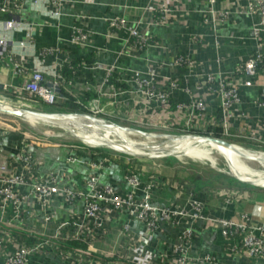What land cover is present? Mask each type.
Returning <instances> with one entry per match:
<instances>
[{"label": "crops", "instance_id": "obj_1", "mask_svg": "<svg viewBox=\"0 0 264 264\" xmlns=\"http://www.w3.org/2000/svg\"><path fill=\"white\" fill-rule=\"evenodd\" d=\"M21 3L20 14L14 9L2 18L19 16L35 27L29 50L36 55L40 50L59 47L73 58L87 57L86 80L71 82L68 91L76 96L82 90L92 93L99 100V107L112 117L131 122H150L160 125L172 134L181 135L182 129L217 130L221 136L233 142L253 145L264 149V110L259 106L261 88L264 86L262 66L250 86H244L246 77L236 73V68L253 52L264 59V32L258 35L254 28L260 18L247 9L254 0H71L61 4V15L53 18L34 10L30 0H12ZM166 8V11H162ZM226 12L223 17L220 13ZM16 17V16H15ZM124 19L125 28L113 30L111 19ZM136 27L147 39L146 46L139 48L125 44L129 28ZM74 29L86 34V39L76 46L69 44ZM16 39L24 38L23 32L15 33ZM189 60L179 64L178 57ZM44 63L52 71L62 72L64 58ZM30 66L31 64L28 63ZM63 65V66H62ZM113 69L111 81L105 82L108 69ZM207 74L220 76L240 89L241 101L223 112L218 94L205 87ZM137 79H146L149 86L166 95V101L154 102L147 94L146 86L140 87ZM8 64H0V83L20 85ZM172 83L176 84L175 87ZM10 93L0 89V102L11 101ZM200 105V107H198ZM0 120L4 130L0 138V162L12 155L14 144L21 137ZM38 163L36 174L62 171L61 186L71 185L85 192V179L90 169L84 160L89 156L77 153L71 162L68 145L49 141L30 140L28 146ZM158 161H122L110 156L99 171L100 184L111 183L119 195L133 193L159 207L190 210L193 199L200 201L203 220L191 222L179 217L177 224L164 223L154 236L146 233L141 221L120 212L104 217L110 221L107 234L91 242L89 249L102 253L119 252L123 259L135 255L145 257L148 264H170L171 259L162 254L178 243L180 231L193 226L196 237L188 253L191 257L204 253L213 254L221 264H264L261 257L249 256L231 239L220 235L217 219L242 221L249 218L253 224L264 226V187H227L203 184L188 177L183 169ZM138 173L140 185L133 189L125 182L129 170ZM148 186L147 194L142 191ZM55 216L78 215L83 207L81 199L66 207L56 197L52 202ZM38 224V217L30 219ZM127 223L128 231L123 230ZM53 231L50 226L48 233ZM43 264H60L57 260Z\"/></svg>", "mask_w": 264, "mask_h": 264}, {"label": "built area", "instance_id": "obj_2", "mask_svg": "<svg viewBox=\"0 0 264 264\" xmlns=\"http://www.w3.org/2000/svg\"><path fill=\"white\" fill-rule=\"evenodd\" d=\"M65 1L71 0H30L34 10L53 18L60 17L61 4ZM205 1L213 4L216 0ZM20 7V2L0 0V15L9 13L10 9L20 14ZM247 9L256 12L260 18L254 33L258 35L264 32V0L248 3ZM166 10L164 8L162 11ZM19 14L8 18L0 16V64L10 65L13 74L21 80L20 85H3L2 89L10 93L11 101L20 104L42 103L54 106L63 103L66 97L60 93V88L72 95L67 90L72 80L65 78L62 72L52 71L51 66L44 62H52L61 57L69 63L73 60V56L59 47L40 50L37 55L30 51L29 46L36 28L26 18L22 19ZM220 14L223 17L227 16L226 12ZM110 26L113 30L120 31L126 24L124 19L114 18L110 20ZM17 32H23L24 38L16 39L14 35ZM85 39L86 34L82 30L74 29L69 44L76 46ZM124 43L142 48L146 46L147 39L136 27H132L128 29ZM28 63L31 65L29 66ZM178 63L188 64L189 60L179 56ZM262 66L264 59L258 51H255L237 66L236 73L246 77L244 86H250ZM81 67L80 76L85 79L86 66L83 63ZM112 72L113 69H108L105 82L111 81ZM137 83L140 87H148L147 94L154 102L166 101V95L150 87L146 79H137ZM172 86L175 87L176 84L172 83ZM205 87L219 95L223 112L241 101L239 87L220 76L207 74ZM0 103L11 108L21 107ZM258 104L264 110V86L261 88ZM84 107L88 113L110 116L99 107L97 97L95 99L91 97ZM135 123L144 127L163 129L160 125L150 122ZM190 129L183 128L181 135L201 136L190 133ZM3 133L4 130L0 129V138ZM209 136L213 137L211 132ZM30 137L27 134L21 135L17 144H14L12 155L6 156V162H0V264H43L52 260H57L60 264H148L145 257L142 258L138 254L134 258L123 259L119 252L102 253L89 249L92 241L108 232L110 221L104 217L106 210L110 211V216H118L123 212L124 215L141 221L149 236H154L155 230L164 223L177 224L176 219L179 217L190 218L191 222L205 218L202 205L196 199L190 203V210H173L159 207L146 199L136 197L131 192L124 196L119 195L111 183L100 184L99 171L107 158L98 156V153L92 149L72 147L68 158L71 162L77 160L76 152L89 156L83 162L90 169L85 179L87 191H78L71 185L61 186V170L38 176L36 157L28 148ZM221 138L223 139L222 136ZM138 178L137 171L132 169L125 174V182L133 189H137L140 185ZM142 191L147 194L148 186ZM56 197L62 199L66 207L73 201L81 199L83 202L81 212L78 215L70 214L57 218L52 207ZM36 216L39 219L38 224L30 221ZM216 223L220 235L231 239L234 245L237 244V239H240V246L249 256L258 258L264 255V226L253 224L246 217L238 222L220 218ZM50 226L53 227V231L48 233ZM128 229L125 223L123 230L126 232ZM195 237L196 232L192 225L181 230L178 243L162 255L171 259L170 264H221L211 253L193 257L189 255L188 251L192 248Z\"/></svg>", "mask_w": 264, "mask_h": 264}, {"label": "rangeland", "instance_id": "obj_3", "mask_svg": "<svg viewBox=\"0 0 264 264\" xmlns=\"http://www.w3.org/2000/svg\"><path fill=\"white\" fill-rule=\"evenodd\" d=\"M13 99V98H12ZM14 106L20 105V108H25L32 111H45L46 112H64V111H57V107L55 106H47L42 103H26V104H20V103H12ZM18 107V106H17ZM44 109V110H43ZM51 110V111H50ZM69 113H75V112H69ZM78 113V112H76ZM86 114L94 115L95 117H98L100 119H103L107 123H114L116 125L125 127L129 130L124 129H116L113 131H116L118 133V136L115 134H108L107 132H104L105 128L103 126L99 127H86L82 125L77 124H71L69 121H64L62 123L58 122H48V121H37L35 123H30L24 118H19L15 115L5 114L0 112V120H5L7 127L12 130H14L16 133H19L20 135L27 134L30 135V140L33 141H49L54 143H63L65 145L71 146L76 149H99L101 152H104L110 156H116L118 159L125 161L129 159H134L138 161H158L160 163L163 162L167 163L165 164L170 166H175L180 169H183V171L186 172L188 177L198 174L203 175L202 177L207 178L208 175L211 172L216 173H225L230 175V177L234 178L237 182H242L240 179H238L235 175L241 176L244 179H247L248 181H253L255 183H246L249 184L251 187H264V167L258 164L257 162L250 160H243L244 167L246 169L244 172L241 173H231V169H233L237 161L235 160H227L226 157H237L239 155H246L249 157L246 153H252L254 155L261 156L264 154V149L260 147H256L253 145L243 144L242 142L237 143L233 142L230 139L223 138L224 140L234 144L236 146L237 151H230L227 149L219 148L218 146H214L213 144H206V143H199L198 141V147L200 149L199 152H209L210 157L208 156V160H204L200 155H198V151H192V148H187L184 150H178L176 151L174 147H177V149H180V144H175L179 146H174L173 140L169 141L165 136L171 135V133L166 132L164 129H158V128H150V127H144L137 123L127 122L117 117L112 116H104L102 114L98 113H88ZM79 122L86 123V119H79ZM98 128V129H97ZM110 129V128H108ZM138 130L143 131L147 133V135H142L141 133L137 132ZM76 131V132H75ZM75 132V133H73ZM82 133V134H81ZM96 134L101 139L106 140L105 142H114L115 143H123V141L130 142H145L146 146H139L140 150H137L135 148L129 149L126 148V150H114L111 148L109 143L99 145L91 143V145L84 141L82 138L87 134ZM74 134L76 136H74ZM81 134V135H79ZM154 135V136H152ZM156 135V136H155ZM79 136V137H78ZM172 136H175V134H172ZM187 140L193 138H186ZM196 139H194L195 141ZM96 142V141H93ZM162 142H166L164 146L160 147L158 146ZM170 144V145H169ZM149 146L150 148H147ZM184 146V145H183ZM145 147V148H144ZM105 149L106 151H104ZM146 151H144V150ZM148 149V150H147ZM152 150L153 153L150 152ZM123 151V152H119ZM167 152V153H176L177 156L174 155H168V156H159L161 152ZM127 152V153H125ZM258 152V153H254ZM131 153H136L138 155H145L149 154L151 156H134ZM262 153V154H261ZM180 154V155H179ZM243 155V156H244ZM154 156V157H153ZM255 158V157H254ZM258 159V158H255ZM262 162H264V159H260ZM215 163V164H214ZM234 174V175H232ZM209 178V177H208ZM216 183V182H214ZM216 185L225 186L224 183H218Z\"/></svg>", "mask_w": 264, "mask_h": 264}, {"label": "trees", "instance_id": "obj_4", "mask_svg": "<svg viewBox=\"0 0 264 264\" xmlns=\"http://www.w3.org/2000/svg\"><path fill=\"white\" fill-rule=\"evenodd\" d=\"M91 60L87 59V57H75L73 58V60H71L69 63H65V65L62 67V75L67 78V79H71L72 81L75 80H81L83 79L80 75H81V66L83 65V63H90ZM88 78V76H86V79ZM84 79V80H86ZM60 93L62 95H64L66 97L65 101L63 103H59L54 105L55 107H57V111H64V112H78V113H86L87 110L85 109L84 105L87 104L88 100H90V98L93 96L92 93L88 90H82L78 93V95H76L75 97L66 93L62 88H60ZM77 100L79 102H77ZM44 110V109H43ZM47 111V110H45ZM51 111V110H50ZM190 133H193L195 135H201V136H209L210 134V130H206V131H199V130H195V129H190L189 130ZM212 136L216 137V138H221V134L219 131L217 130H213ZM93 151L97 152L98 156L100 157H106L109 158V155L101 152V150L99 149H92ZM104 151H106L105 149H103ZM203 175H198V174H194L191 176L192 179H194L195 181L199 180L202 182L203 184H212V185H216L218 183H224L225 186L227 187H251L249 184L246 183H242V182H237L236 180H234V178L230 177V175L225 174V173H216V172H211L207 178L202 177ZM216 182V183H214Z\"/></svg>", "mask_w": 264, "mask_h": 264}, {"label": "bare ground", "instance_id": "obj_5", "mask_svg": "<svg viewBox=\"0 0 264 264\" xmlns=\"http://www.w3.org/2000/svg\"><path fill=\"white\" fill-rule=\"evenodd\" d=\"M24 119H26L28 122H30V123H35V122H37V121H43L41 118H39L38 116H36V115H32V114H28ZM87 121V120H86ZM71 124H77V125H82V126H85V128L86 127H92V126H94L92 123H90L89 121L88 122H86V123H82V122H79V121H71ZM104 127V126H103ZM108 128H110V129H108ZM98 129V128H97ZM111 129H113V130H116V129H118V127H107V128H105L104 130V132H107L108 134L110 133V134H115V135H117L118 136V133L116 132V131H113V130H111ZM76 134V133H75ZM82 134V133H81ZM81 134H79V135H81ZM77 135V134H76ZM79 137V136H78ZM82 138L84 139V141L85 142H87V143H89L90 145H91V143H94V144H99V145H103V144H107V143H109V145H111L110 147L111 148H113V149H115V150H117V149H119V150H126V148H131V149H133V148H135V149H137V150H140V147L139 146H146V144H145V142H135V141H130V142H126V141H123V143H115L114 144V142H105L106 140H103V139H101L99 136H97L96 134H91V133H89V134H87V135H85L84 137H83V135H82ZM191 138H193V140L192 139H189V140H187L186 138H184V139H180V140H176V139H174L173 140V143H174V146H179V145H175V144H180V145H182V146H180V149H177V147H174L175 148V150L176 151H178V150H184V149H186V147L187 148H192L193 150L192 151H195V152H197L198 151V155H200L204 160H208V156L210 157L211 155H210V153L209 152H206L205 153V151L204 152H199V150L198 149H200L199 147H198V142L199 143H206V144H213L214 146H218L219 148H222V149H227V150H230V151H232L233 149H230V148H227V147H224V146H221V145H219V144H217V143H214V142H212V141H209V140H205V139H202V138H200V137H191ZM194 139H196L195 141H194ZM93 141H96V142H93ZM198 141V142H197ZM170 145V144H169ZM184 145V146H183ZM145 148V147H144ZM150 148V147H149ZM151 149V148H150ZM142 150H144V149H142ZM148 150V149H147ZM144 151H146V150H144ZM234 151V150H233ZM150 152L151 153H153L152 152V150H150ZM179 152V151H178ZM180 153V152H179ZM246 154H248V155H252L253 157H255V158H258V159H255V158H250V157H248V156H246V155H244V154H242V155H239V156H237V157H226V159L227 160H235V161H237V163L235 164V166L236 167H234L233 169H231V168H229L230 170H231V173H241V172H244L245 170H243V169H246L245 167H244V164H243V160H250V159H252L253 161H255V162H257L258 164H260L261 166H263L264 167V162H262V160H260V159H264V154H262L261 156H258V155H254V154H250V153H246ZM180 155V154H179ZM244 155V156H243ZM215 164V163H214ZM234 175V174H233ZM237 178H239L240 180H246V181H248L247 179H244V178H242L241 176H238V175H235Z\"/></svg>", "mask_w": 264, "mask_h": 264}, {"label": "water", "instance_id": "obj_6", "mask_svg": "<svg viewBox=\"0 0 264 264\" xmlns=\"http://www.w3.org/2000/svg\"><path fill=\"white\" fill-rule=\"evenodd\" d=\"M2 87H3V84L0 83V89H2ZM0 112L1 113H5V114H10V115H15V116H17L19 118H25L28 114H32V115L38 116L43 121H48V122H53V123H55V122L62 123L64 121H69V122H71V121L73 122L74 121L75 122V121H78L79 119L83 118V119L88 120L95 127H99V126L118 127L120 129L129 130V129L125 128V127L116 125L114 123H107L103 119H100L98 117H95L93 115L86 114V113L32 111V110H28V109L20 108V107L11 108V107H8V106H6L4 104H1V103H0ZM75 132H73V133H75ZM137 132L141 133L142 135H147V133H145L143 131H140V130H138ZM74 136H76V135L74 134ZM165 137L169 141H171V140H174V139L180 140V139H184V138H191V137H193V135L192 134L177 135V136L166 135ZM199 137L202 138V139L212 141V142L217 143V144H219L221 146H224V147H227V148H230V149H233V150L237 151L236 146L234 144H232V143H230V142H228V141H226V140H224L222 138H216V137H211V136H199ZM165 143L166 142H162L158 146L162 147V146L165 145ZM147 148H149V146H147ZM116 151H118V150H116ZM119 152H123V151H119ZM125 153H127V152H125ZM254 153H258V152H254ZM131 154L134 155V156H139V157H141V156H151L149 154H145V155H138L136 153L135 154L131 153ZM168 155L177 156L176 153H167V152L163 151L157 157H159V156H168ZM249 157L250 158H254L252 155H249ZM241 181L246 182V183H255L253 181H246V180H241Z\"/></svg>", "mask_w": 264, "mask_h": 264}]
</instances>
